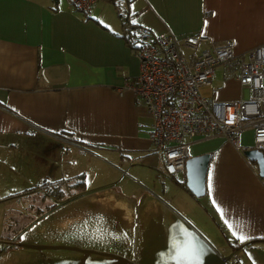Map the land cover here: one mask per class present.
Here are the masks:
<instances>
[{"label":"crops","instance_id":"0c3cea01","mask_svg":"<svg viewBox=\"0 0 264 264\" xmlns=\"http://www.w3.org/2000/svg\"><path fill=\"white\" fill-rule=\"evenodd\" d=\"M122 16L180 42L204 35L196 54L225 41L237 52L264 44V0H95L87 12L69 0H0V240H19L52 210L49 184L69 193L83 181L80 195L112 187L136 199L148 190L170 207L177 194L191 196L239 245L243 264H264V178L244 154L256 148L253 127L240 132L239 147L220 136L186 139L190 156L210 153L205 194L188 193L176 182L185 172L167 175L148 138L151 115L131 91H117L139 69ZM201 91L223 101L250 95L223 66ZM166 176L173 182L162 190L174 183V195L155 190L152 178Z\"/></svg>","mask_w":264,"mask_h":264},{"label":"water","instance_id":"95a60500","mask_svg":"<svg viewBox=\"0 0 264 264\" xmlns=\"http://www.w3.org/2000/svg\"><path fill=\"white\" fill-rule=\"evenodd\" d=\"M264 178V151L244 150ZM210 153L185 161V186L205 194ZM0 254V264H229L182 215L146 190L138 198L104 187L65 201Z\"/></svg>","mask_w":264,"mask_h":264},{"label":"built area","instance_id":"2783aa9c","mask_svg":"<svg viewBox=\"0 0 264 264\" xmlns=\"http://www.w3.org/2000/svg\"><path fill=\"white\" fill-rule=\"evenodd\" d=\"M69 1L87 12L95 0ZM139 33L141 40L131 49L139 64L137 75L126 77L117 91H131L151 115L148 138L161 153L167 175L185 172L190 156L186 139L220 136L239 147L240 132L252 126L254 147L264 148V44L237 52L225 41L196 54L199 43L207 40L204 35H187L180 42L170 30L154 35L140 27ZM218 66L249 88L248 99L223 101L202 93L201 87L212 85ZM230 261L244 262L238 254Z\"/></svg>","mask_w":264,"mask_h":264},{"label":"rangeland","instance_id":"374dc122","mask_svg":"<svg viewBox=\"0 0 264 264\" xmlns=\"http://www.w3.org/2000/svg\"><path fill=\"white\" fill-rule=\"evenodd\" d=\"M122 177H127L126 179H127V184L129 187L135 186L139 189L143 188L140 185L142 183L135 184L132 180L128 181L130 180V178H128L129 176L125 175ZM123 179L125 180V178ZM152 180L154 181V185L156 186L155 187L156 192L160 195L164 193L162 190V186H163L162 184L165 185L168 182H173L172 179H169V177L167 176L164 177L163 179H161L160 177L158 179H156V177H153ZM173 186L176 187L174 183H173ZM170 187H171V190L167 189V191H165L164 194L171 196V195H174L173 193H176L175 191L176 188L172 187L171 185ZM124 190H127V189H124ZM70 193L71 192L69 191V195ZM193 199L195 198H191V196H188L186 194L184 195L177 194L176 196L173 197V200L171 201V206L179 214H181L221 255L229 254L231 248H230L229 243L226 241L225 234L222 233L220 227L213 223V221L211 220V217H209L206 214V212L197 203H195L196 200H193ZM3 245H5V247H8V248L13 247V245L6 243V242H4ZM229 263L233 264L231 263V261H229Z\"/></svg>","mask_w":264,"mask_h":264},{"label":"trees","instance_id":"16d2710c","mask_svg":"<svg viewBox=\"0 0 264 264\" xmlns=\"http://www.w3.org/2000/svg\"><path fill=\"white\" fill-rule=\"evenodd\" d=\"M121 18H122V26H123V37H124V39L126 40L128 46L131 49L135 48L137 46V43L141 40L140 33H139V28L140 27L129 23L128 19L126 17H124V16H122ZM176 182L178 184H180L188 193L192 194L188 190V188L185 186L184 181L176 180ZM82 185H83V181H80V182H78L75 185L72 184L71 187H70L72 192L69 195V193H66L58 185L49 184L48 189L44 190L45 196H47L51 200V203L47 207V210H51L54 207H56L57 205L79 196L82 193V191L84 190V189H82ZM67 195H69V196H67ZM2 242L3 241L0 240V254H2L3 252H5L6 250H8L10 248V247L9 248L5 247V245H3ZM230 247H231V252H232L231 255L237 254L235 252H236V249L239 247V245H237V244L236 245H231L230 244Z\"/></svg>","mask_w":264,"mask_h":264},{"label":"snow or ice","instance_id":"6c2138e0","mask_svg":"<svg viewBox=\"0 0 264 264\" xmlns=\"http://www.w3.org/2000/svg\"><path fill=\"white\" fill-rule=\"evenodd\" d=\"M209 180L211 181V177H209ZM209 187H211V183L209 184ZM233 234L236 235L235 232H234ZM238 238L241 239V240H244V239H246L247 237L241 234V235L238 236Z\"/></svg>","mask_w":264,"mask_h":264},{"label":"clouds","instance_id":"9594fccd","mask_svg":"<svg viewBox=\"0 0 264 264\" xmlns=\"http://www.w3.org/2000/svg\"><path fill=\"white\" fill-rule=\"evenodd\" d=\"M231 256H232V255H230L229 261H230V259H231ZM229 261H228V262H229ZM229 264H230V263H229Z\"/></svg>","mask_w":264,"mask_h":264}]
</instances>
